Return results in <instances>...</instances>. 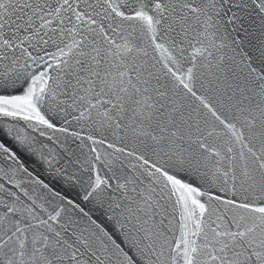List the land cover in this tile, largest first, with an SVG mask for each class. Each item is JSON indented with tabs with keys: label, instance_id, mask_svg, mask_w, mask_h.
<instances>
[{
	"label": "snow or ice",
	"instance_id": "6c2138e0",
	"mask_svg": "<svg viewBox=\"0 0 264 264\" xmlns=\"http://www.w3.org/2000/svg\"><path fill=\"white\" fill-rule=\"evenodd\" d=\"M0 264H264V0H0Z\"/></svg>",
	"mask_w": 264,
	"mask_h": 264
},
{
	"label": "water",
	"instance_id": "95a60500",
	"mask_svg": "<svg viewBox=\"0 0 264 264\" xmlns=\"http://www.w3.org/2000/svg\"><path fill=\"white\" fill-rule=\"evenodd\" d=\"M7 142L9 144H11V141H7ZM28 163H29V166L30 167L34 168L37 172L43 174V168H42V166H40L39 164L35 163L34 160L29 159L28 160ZM45 179H50V178L47 177V176H45ZM55 186L58 187V188H60V187H62V183L59 182V181H57V182H55Z\"/></svg>",
	"mask_w": 264,
	"mask_h": 264
}]
</instances>
